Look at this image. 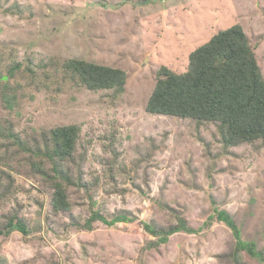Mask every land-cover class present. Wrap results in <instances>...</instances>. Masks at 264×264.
Segmentation results:
<instances>
[{"label":"rangeland","instance_id":"rangeland-1","mask_svg":"<svg viewBox=\"0 0 264 264\" xmlns=\"http://www.w3.org/2000/svg\"><path fill=\"white\" fill-rule=\"evenodd\" d=\"M235 25L264 75V0H0V125L36 152L0 137V224L17 213L31 229L0 236V264H227L236 240L225 223L206 225L215 209L264 251V140L226 149L215 123L146 111L161 67L186 72L193 51ZM71 59L124 70V90L87 89L65 70ZM71 125L72 209L55 212L53 180L36 165L53 175L44 138ZM93 211L134 222L72 224ZM179 217L198 232L152 246L140 222Z\"/></svg>","mask_w":264,"mask_h":264},{"label":"trees","instance_id":"trees-1","mask_svg":"<svg viewBox=\"0 0 264 264\" xmlns=\"http://www.w3.org/2000/svg\"><path fill=\"white\" fill-rule=\"evenodd\" d=\"M64 67L91 91L122 92L127 83L126 72L119 68L81 59L68 60ZM1 79L4 84L2 100L11 109L9 86L3 77ZM146 111L152 115L192 119L200 124L215 123L221 143L226 149L264 140V75L255 48L243 27L235 25L220 31L208 43L193 51L189 56L188 69L184 73L161 67ZM6 136L23 151H31L11 128L3 130L0 125V137L4 139ZM79 136L80 128L71 125L52 129L44 138V156L52 164L53 175L43 172L40 165L36 167L41 174L53 180L52 206L55 212H68L72 209L67 192L72 181L64 163L74 157ZM2 175L6 179L11 178L5 172ZM12 185L10 181L8 188ZM4 194L0 193V201ZM214 220L225 223L236 240L234 249L221 257L223 261L227 264H244L246 254L250 259L264 264V251L258 250L255 241L243 239L240 228L228 212L215 209L206 225L210 226ZM96 222L115 226L134 222V219L119 215L109 220L100 211H93L85 223L73 220L72 224L79 229L92 231ZM140 224L146 233L155 238L150 244L156 247L168 243L175 234L198 232L189 227L187 221L181 217L176 224L167 228L145 221ZM15 231L26 236L31 233L29 225L17 213L6 217L5 222L0 224V236H9Z\"/></svg>","mask_w":264,"mask_h":264}]
</instances>
